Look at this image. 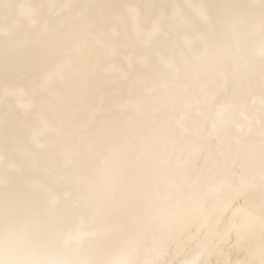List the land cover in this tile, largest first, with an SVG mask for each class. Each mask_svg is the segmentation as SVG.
I'll use <instances>...</instances> for the list:
<instances>
[{
	"label": "snow or ice",
	"instance_id": "1",
	"mask_svg": "<svg viewBox=\"0 0 264 264\" xmlns=\"http://www.w3.org/2000/svg\"><path fill=\"white\" fill-rule=\"evenodd\" d=\"M68 9L65 0H33L27 15L29 27L41 38V58L21 64L30 85L27 90L10 85L5 95L0 84V99L14 97L29 112L33 105L26 96L34 93L46 98L61 118L60 142L53 147H59L68 167H79L98 143H104L99 166L82 177L89 205L100 210L99 224L89 228L80 219L74 225H61L59 215L34 219L24 236L26 264H144L141 251L150 237L166 239L183 235L187 227L200 232L220 225L227 237L242 241L237 252L245 253L235 262L229 253L223 264H264V20L254 33L234 27L217 35L211 8L204 0H181L175 5L176 12L186 13L206 28L199 62L215 64L218 71L213 79L227 80L230 67L259 65L251 72L260 90V114L255 120L259 139L245 152L241 138L252 130L251 119L240 112L243 120L235 123L240 135L226 146L221 128L229 122L231 104L205 111L202 103L188 95L187 85L179 95L157 88L144 93L128 105L135 116L130 122L106 119L104 98L96 95L97 70L74 47L81 38L65 29ZM162 13L154 24L156 30L167 16L166 10ZM0 39L11 41L13 34L0 33ZM169 70L176 81L187 79V65L173 64ZM201 95L207 99L204 88ZM143 104L151 107L146 110ZM191 112L202 122L189 124ZM238 169L250 175L236 188L232 177ZM133 175L138 181L135 191L127 183ZM257 186L261 199L253 206L246 188ZM226 188L235 194L221 199ZM129 205L134 208L130 218ZM90 240L101 243L88 255L85 245Z\"/></svg>",
	"mask_w": 264,
	"mask_h": 264
},
{
	"label": "water",
	"instance_id": "2",
	"mask_svg": "<svg viewBox=\"0 0 264 264\" xmlns=\"http://www.w3.org/2000/svg\"><path fill=\"white\" fill-rule=\"evenodd\" d=\"M69 5L64 17L65 29L74 30L81 38L78 47L91 68L97 70L96 95L104 98L105 118L110 122H130L135 119L128 105L144 93L157 88L163 93L179 95L184 86L188 95L202 103L205 111L214 112L228 102L232 111L229 122L221 128L225 145L240 135L235 123L242 122L240 112L249 117L252 130L242 135L245 152L258 142L255 120L260 114V90L251 72L257 62L228 69V79L212 77L218 71L215 64L199 62L205 50L206 28L186 13L176 12L181 0H65ZM210 6L217 35L234 27L254 33L264 20V0H204ZM33 0H0V33H12L13 40L0 39V84L5 95L10 85L30 87L21 67L27 59L41 58V38L29 27L28 8ZM162 9L167 16L159 30L154 28ZM134 10V12H130ZM187 65V79L176 81L169 70L173 65ZM207 92V99L201 95ZM33 105L22 110L13 98L0 99V264H26L28 253L24 243L26 229L34 219L60 216L61 225H74L83 219L94 228L99 224L100 210L89 205L88 191L82 177L99 166L98 156L104 153V143L87 156L79 167H68L59 147L61 118L49 106L46 98L37 94L26 96ZM148 110L151 106L143 104ZM84 119H87L85 113ZM47 121V127L44 126ZM189 124L201 123L195 112L188 113ZM250 173L237 170L232 177L239 188ZM136 176L127 183L135 191ZM235 194L232 188L221 193V199ZM246 196L255 206L261 190L247 187ZM212 203V201H209ZM128 218L134 208L126 209ZM191 221L188 224L191 225ZM71 243V241H69ZM100 241L86 243L88 255ZM242 241L227 237L223 225L200 232L187 227L181 236L153 240L141 251L144 264H223L231 254L233 262L244 257ZM71 256V253H68Z\"/></svg>",
	"mask_w": 264,
	"mask_h": 264
}]
</instances>
